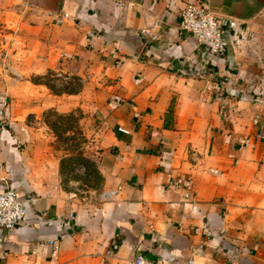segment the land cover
Wrapping results in <instances>:
<instances>
[{"label": "crops", "instance_id": "obj_1", "mask_svg": "<svg viewBox=\"0 0 264 264\" xmlns=\"http://www.w3.org/2000/svg\"><path fill=\"white\" fill-rule=\"evenodd\" d=\"M197 2L220 19L219 59L180 29ZM240 10L242 0H0V116L12 73L19 94L39 92L29 81L47 73L87 80L113 193L97 213H75L0 126V193L37 199L20 227L0 230V264H264V10L247 21L232 17Z\"/></svg>", "mask_w": 264, "mask_h": 264}, {"label": "rangeland", "instance_id": "obj_2", "mask_svg": "<svg viewBox=\"0 0 264 264\" xmlns=\"http://www.w3.org/2000/svg\"><path fill=\"white\" fill-rule=\"evenodd\" d=\"M12 74L15 80L10 87L15 94L6 100L8 112L2 109V130L21 139L20 150L33 159L31 169L36 177L48 184L56 181V189L75 213H97L113 193L105 189L99 168L100 126L94 120V99L86 88L87 80L61 71L47 73L29 81L42 85L39 92L26 84L19 94L15 84L23 80Z\"/></svg>", "mask_w": 264, "mask_h": 264}, {"label": "built area", "instance_id": "obj_3", "mask_svg": "<svg viewBox=\"0 0 264 264\" xmlns=\"http://www.w3.org/2000/svg\"><path fill=\"white\" fill-rule=\"evenodd\" d=\"M180 29L190 34L201 47H207L212 59H219L227 49L223 29L218 15L201 3L189 4L181 13ZM112 196V194L110 195ZM37 204V199L20 197L16 191L7 188L0 193V230H14L27 219L30 207ZM49 244L59 250L57 242ZM131 264H145L142 257H136ZM188 264H193L189 261Z\"/></svg>", "mask_w": 264, "mask_h": 264}, {"label": "water", "instance_id": "obj_4", "mask_svg": "<svg viewBox=\"0 0 264 264\" xmlns=\"http://www.w3.org/2000/svg\"><path fill=\"white\" fill-rule=\"evenodd\" d=\"M242 2L243 10L238 11L239 13H237L236 15H232V17L247 21L254 18L264 10V0H242ZM206 8L211 10L208 7ZM211 11L216 13L214 10ZM138 36L141 37V34H138Z\"/></svg>", "mask_w": 264, "mask_h": 264}, {"label": "trees", "instance_id": "obj_5", "mask_svg": "<svg viewBox=\"0 0 264 264\" xmlns=\"http://www.w3.org/2000/svg\"><path fill=\"white\" fill-rule=\"evenodd\" d=\"M222 27V26H221Z\"/></svg>", "mask_w": 264, "mask_h": 264}]
</instances>
